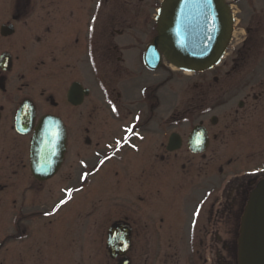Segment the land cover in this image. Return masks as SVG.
Returning <instances> with one entry per match:
<instances>
[{"label": "flooded vegetation", "instance_id": "1", "mask_svg": "<svg viewBox=\"0 0 264 264\" xmlns=\"http://www.w3.org/2000/svg\"><path fill=\"white\" fill-rule=\"evenodd\" d=\"M163 1L0 0V264H85L86 239L103 264H239L264 183V0H225L230 42L189 73L145 65ZM45 116L65 133L50 177L31 159Z\"/></svg>", "mask_w": 264, "mask_h": 264}, {"label": "water", "instance_id": "2", "mask_svg": "<svg viewBox=\"0 0 264 264\" xmlns=\"http://www.w3.org/2000/svg\"><path fill=\"white\" fill-rule=\"evenodd\" d=\"M160 54L148 48L145 65L158 67L161 58L170 66L189 73L203 71L216 64L230 42L233 16L225 0H164L155 18ZM21 114L16 129L25 131L28 120ZM41 125L32 141L31 159L34 171L45 170L47 177L58 168L65 151V133L52 116L40 119ZM47 130L53 133L46 134ZM39 177V176H38ZM121 227L113 224L108 231L109 252L126 249L127 243L117 240ZM239 264H264V183L249 195L241 221ZM114 257V255H111Z\"/></svg>", "mask_w": 264, "mask_h": 264}, {"label": "rangeland", "instance_id": "3", "mask_svg": "<svg viewBox=\"0 0 264 264\" xmlns=\"http://www.w3.org/2000/svg\"><path fill=\"white\" fill-rule=\"evenodd\" d=\"M184 75H182V78ZM183 87V86H182ZM109 219L106 220L108 222ZM93 232V230H92ZM102 242V241H101ZM151 243V242H150ZM155 243V242H153ZM100 248V254L95 253V249ZM85 249H86V255H85V264H103V261H105V258L103 257V242L102 244L98 240H92V239H86L85 240ZM88 254V255H87Z\"/></svg>", "mask_w": 264, "mask_h": 264}, {"label": "snow or ice", "instance_id": "4", "mask_svg": "<svg viewBox=\"0 0 264 264\" xmlns=\"http://www.w3.org/2000/svg\"><path fill=\"white\" fill-rule=\"evenodd\" d=\"M60 203H61V204H63V203H64V201H61Z\"/></svg>", "mask_w": 264, "mask_h": 264}]
</instances>
